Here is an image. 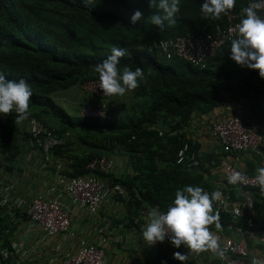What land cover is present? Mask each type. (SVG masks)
<instances>
[{
  "label": "trees",
  "instance_id": "16d2710c",
  "mask_svg": "<svg viewBox=\"0 0 264 264\" xmlns=\"http://www.w3.org/2000/svg\"><path fill=\"white\" fill-rule=\"evenodd\" d=\"M246 1L237 0L233 8ZM202 3L203 0H180L176 24L160 29L144 21L129 23L136 9L144 12L145 19L151 14L148 0H0V72L8 80L24 79L31 86L28 115L64 139L65 143L53 150V156L70 163L66 176H87L86 164L104 156L95 148L119 150L125 155L130 171L123 178L116 179L111 174L98 177L109 187L118 184L124 188L123 204L129 212L157 206L165 211L175 191L185 185L209 189L201 174L175 163L178 149L189 141L182 131L194 112L206 114L223 105L242 103L251 125L263 120L264 79L257 71L241 68L229 59L231 43L223 46L204 69L175 58L161 64L147 52L152 42L210 34L217 25L225 26V14L220 19H205L200 12ZM113 46L130 53L120 58L118 67H140L144 72V79L131 96L143 99L140 113L121 120L109 111L110 119L106 120L81 116V105L75 108L78 114L69 105L58 106L57 101L68 99L79 87L99 80L94 67L111 54ZM44 117L57 118L58 131L43 122ZM165 122L170 124L169 130L158 136L155 126ZM0 129V142L9 152L11 166L20 155L21 136L27 143L29 136L17 129L12 117ZM69 131L81 141L86 138L79 132L92 136V141L86 143L89 150L85 155L70 148L71 137H64ZM96 133L105 135L99 143L94 141ZM193 149H197L196 144ZM10 166L5 169L11 171ZM4 212L0 209V252L11 250L8 232L5 233L9 217ZM15 212L18 216L19 209ZM230 222L229 216L222 215L220 228L213 224L209 229L225 231ZM5 263L14 264L11 259L2 262Z\"/></svg>",
  "mask_w": 264,
  "mask_h": 264
},
{
  "label": "built area",
  "instance_id": "2783aa9c",
  "mask_svg": "<svg viewBox=\"0 0 264 264\" xmlns=\"http://www.w3.org/2000/svg\"><path fill=\"white\" fill-rule=\"evenodd\" d=\"M250 2L251 0H247L241 7L229 10L225 14V26L221 27L217 25L213 33L187 34L169 40L155 41L150 43L146 50L157 58L165 60L175 58L188 62L195 68L204 69L209 60L223 46L231 43L237 37L236 25L242 18V9L247 7ZM258 12L264 16V9H260ZM82 87L90 95L97 97L98 100L94 107H83L80 115L109 120L107 99L110 96L103 95L102 90L99 89V80L89 82ZM10 117L14 118L15 121L16 113L12 112L0 116V125H4ZM15 123L20 132L25 131L28 134L29 143L34 151L38 153L43 163L42 166L53 169L50 178L60 188V192L66 195L72 202L77 203L85 209L89 214L96 215L98 213L108 194L118 197L126 196V191L123 187L118 184L109 187L103 178L98 177V175L105 176L113 172L116 163L112 157L101 156L90 160L85 166V169L88 171L87 176L68 177L66 176V168L70 163L55 159L53 156V150L63 144V140L58 137L55 131L48 129L29 115L28 119ZM169 126L170 124L167 122L161 123V127L158 128V136L164 135L169 130ZM208 138L219 149V152L215 153L216 155H219V153L225 155L243 152L257 153L261 143L264 141V133L260 132L258 125H251L245 117L226 115L219 120L211 121L208 127ZM194 144V140L190 139L183 142L176 153L175 163L188 171H196L198 173L202 161L199 152L193 149ZM219 158L218 165L214 161H211L210 164L212 166L216 165L221 170L224 182L230 189L239 192L240 200L235 201L221 195L219 200L213 202V213L219 216L230 217L231 222L226 226V230L236 233L237 239L226 237L218 242L220 248L225 251L223 258L219 257L212 250L211 253L216 259V264H250V261L247 259L248 252L244 242L258 237L259 241L264 243V230L255 231L253 193H257L261 198H264V193L260 192L259 186L254 181L255 174L243 173L232 163L223 160L221 157ZM3 163L4 159L0 153V165ZM261 166H264V160L258 165V167ZM236 172L245 175L247 181L230 182L229 178ZM5 176V180L8 183L3 184L0 180V209H5L4 213L8 215L10 221L16 223L24 221L34 225L40 228L46 238L58 235L74 236L70 232L68 213L61 203L59 196L49 198L42 194H37L27 200L16 194V183L12 182L13 175L5 173ZM16 209H19L18 216L15 214ZM99 233L100 246H96L80 238L77 241L76 252L72 254L67 253L60 264H109L104 256V247L108 242V234H101L100 230ZM19 234L11 235V242L15 240V237L19 238L23 236ZM15 243L18 242L16 241ZM164 243L170 244L167 239ZM18 249L20 248L17 244L11 250L3 249L0 252V264L12 259L14 254L17 255L15 251ZM15 260L17 261V259L13 260L14 264H16Z\"/></svg>",
  "mask_w": 264,
  "mask_h": 264
},
{
  "label": "crops",
  "instance_id": "0c3cea01",
  "mask_svg": "<svg viewBox=\"0 0 264 264\" xmlns=\"http://www.w3.org/2000/svg\"><path fill=\"white\" fill-rule=\"evenodd\" d=\"M69 104L71 103L69 102ZM226 115H237L246 118L248 111L242 103L223 105L212 109L206 114H200L196 111L191 115L188 127L183 129L182 132L186 138L194 140L197 145L196 151L199 152L200 158L204 157V160L201 159L202 164L198 173L203 176L204 182L209 186V189L205 191L209 193L219 191L221 195L238 201L240 200L239 192L230 189L226 185L221 170L216 166L220 161L219 157L232 163L243 173L255 174L259 163L264 160V141L261 143L257 153L243 152L232 153L230 155L219 153V155H216L215 153L219 152V149L208 138V127L211 121L219 120ZM256 125L259 126L260 132L264 133V117ZM160 127L161 123L155 126L156 129ZM30 157L31 155L27 153H20L18 157L22 162L20 163L21 168L25 166L22 178H18V181H16V178L12 179L16 183V192L18 191L22 195V193L27 191L30 193V196L35 193H41L49 198L59 196L61 203L68 213L70 232L74 236L58 235L56 237L46 238L40 228L34 225L24 221L16 223L9 220V235H18V233L23 235L19 238L15 237L13 242H11V237L10 239L7 237L11 248L15 247V244L20 248L16 251L14 250L17 253L16 264H60L67 253L72 254L76 252L77 241L80 238L96 246H100L99 230L101 234H108V242L104 247V256L109 264H181L180 261L174 259L173 253L180 252L181 254H187L188 249L183 245L179 249L166 243L148 245L143 239L142 231L148 223L149 210H133L129 212L125 209L124 204H122L123 207L122 205L116 207L117 205H114L112 200V194H108L98 213L91 215L77 203L72 202L66 195L62 194L60 188L56 186L50 177V181L48 182V186H50L49 190L47 192L45 190L42 191L41 187L43 186L41 185V181L35 177L30 178V175H32L30 172L36 167L34 160ZM29 159L31 162H29ZM210 159L216 163L215 166L210 164ZM116 166L117 164H115L111 175L119 179L121 171L116 169ZM37 172L42 173L40 170H37ZM0 174L2 175L0 177L1 179H6L2 173V168H0ZM253 198L255 212L254 225L255 231L258 232L264 230V198L259 197L257 193H253ZM210 231L218 236V242L226 237L237 239V235L233 231L226 229L225 231ZM16 241L18 243H15ZM244 245L248 252L247 259L249 261H251L253 255L264 259V243L260 242L258 237L252 240H246ZM184 264H216V259L212 255L211 250L189 252L188 259Z\"/></svg>",
  "mask_w": 264,
  "mask_h": 264
},
{
  "label": "clouds",
  "instance_id": "9594fccd",
  "mask_svg": "<svg viewBox=\"0 0 264 264\" xmlns=\"http://www.w3.org/2000/svg\"><path fill=\"white\" fill-rule=\"evenodd\" d=\"M86 2V0H85ZM237 0H203L200 12L205 19H220L236 4ZM180 0H148L151 14L145 19L144 12L134 10L129 18L131 25L144 21L145 24L157 26L160 29L171 27L177 22L180 11ZM264 9V0H251L242 9V18L236 25L237 37L231 41L229 59L241 68L258 72L264 79V16L258 10ZM151 51V49H149ZM111 54L94 67L98 74L99 89L103 95L122 97L136 89L144 79L140 67L134 70L125 66L118 67L120 58L130 55L123 47L113 46ZM33 90L24 79L8 80L0 72V116L15 112V122L28 119L29 100ZM232 181H247V177L236 172L229 178ZM255 183L264 193V166L257 167L254 176ZM221 192L209 193L200 186L185 185L177 189L174 199L165 211L158 206L148 212V223L142 231L143 239L148 245L168 242L179 249L182 245L188 249L187 254L173 253L174 259L184 264L189 252L212 250L221 258L225 251L220 248L218 236L210 231L209 225L220 228L219 215L213 213V202L219 200ZM250 264H264V259L253 255Z\"/></svg>",
  "mask_w": 264,
  "mask_h": 264
},
{
  "label": "rangeland",
  "instance_id": "374dc122",
  "mask_svg": "<svg viewBox=\"0 0 264 264\" xmlns=\"http://www.w3.org/2000/svg\"><path fill=\"white\" fill-rule=\"evenodd\" d=\"M154 58L161 64H168L169 63V61L164 60L163 58H157V57H154ZM133 93H134V90L130 91L129 93H127L126 95H124L122 97L110 96L111 99H110V107H109L108 112L110 111L111 114L114 117H116V119L121 118V120H126L130 116L140 113V111L142 110L141 104L143 102L142 101L143 99H133L131 97L133 95ZM97 100H98V98L95 97L94 95H90L86 90H84V87H79L72 94H70L68 99H65L63 101L61 100V102L57 101V104H58V106H60V104L63 106H67L66 103H67V101H69L71 103V104H69V106H71L73 109L79 108L80 105L82 106V108L83 107L88 108V107H94ZM75 111H76V113L78 112V110H76V109H75ZM42 121L45 122L46 124L52 126V127H55L56 131H58V129L60 128L59 127V121L57 120V118L52 117V118H46L45 119V117H44V119ZM79 135L81 137H83L84 139L85 138L86 139L81 141L79 136L77 134H74L73 131L67 132L64 137H67V138L71 137V140L68 143H69L70 148H72L74 150V153H81V154L85 155L86 154L85 152L88 149V146L86 143L88 141L89 142L92 141L93 138H92V136L84 135V132H79ZM103 136H105V135H103V133L94 134V137H95L94 141L99 143L100 140L103 138ZM21 137H22L21 138V146H22L21 150L23 152L20 151V153L21 154H26V153L30 154L31 155L30 158H32L36 164V167H34V170L30 172L32 174V175H30V178L32 179L33 177H35V178L39 179L41 181V185L43 186V187H41L42 191L45 190L47 192V190H49V188H50V186H48V182L50 181L49 177L51 176L53 169L51 167H43L42 166L43 163H42L38 153H36L34 151L33 147L24 140L23 135ZM58 137L60 138V136H58ZM61 139L63 140V144H64L65 143L64 139L63 138H61ZM98 150H101L100 155H104L106 157H112L115 160V163L117 164L116 169L121 171L119 179L123 178L128 173V161H127V158L125 157V155L123 153H121L119 150H112V151L108 152V151L102 150V149L96 150V148H95L96 152H99ZM0 153L2 155V158L4 159V163L0 165V168H2V173L4 174V176H5V173H7L8 175H13V178H16V181L19 180L18 178H20V177L22 178V175L24 174L23 170H24L25 165L23 166V168H21L20 163H22V162L20 161V159L18 158L10 166V162H8V160H7L9 152H7V148L4 147V145L1 144V142H0ZM29 162H31L30 159H29ZM7 165H9L11 167V171H8L5 169V167ZM37 170H40L42 173L37 172ZM6 176H5V178H6ZM0 177H2L1 174H0ZM0 180L3 182V184L8 183L5 179L0 178ZM16 194L27 199V200H29V198L31 199L35 194H41V193H35V194H32V196H30V193L27 191L22 193V195H21V193H19L17 191ZM112 200L114 202V205H117L116 207H118L119 205L123 204V202L125 201V198L124 197H118L116 195H112ZM122 207H123V205H122ZM7 232H8V238L10 239L11 234L9 235V233H10L9 230L5 231V233H7ZM0 244H1V242H0ZM1 251H2V249H1ZM14 259H17V256L15 254L11 260H14Z\"/></svg>",
  "mask_w": 264,
  "mask_h": 264
}]
</instances>
